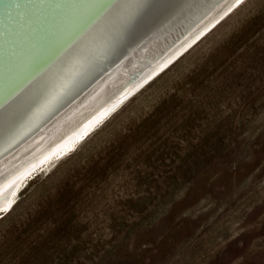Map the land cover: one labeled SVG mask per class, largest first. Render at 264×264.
<instances>
[{"label": "rangeland", "instance_id": "rangeland-1", "mask_svg": "<svg viewBox=\"0 0 264 264\" xmlns=\"http://www.w3.org/2000/svg\"><path fill=\"white\" fill-rule=\"evenodd\" d=\"M42 170L0 264H264V0Z\"/></svg>", "mask_w": 264, "mask_h": 264}, {"label": "water", "instance_id": "water-1", "mask_svg": "<svg viewBox=\"0 0 264 264\" xmlns=\"http://www.w3.org/2000/svg\"><path fill=\"white\" fill-rule=\"evenodd\" d=\"M242 1L0 0V188Z\"/></svg>", "mask_w": 264, "mask_h": 264}, {"label": "bare ground", "instance_id": "bare-ground-1", "mask_svg": "<svg viewBox=\"0 0 264 264\" xmlns=\"http://www.w3.org/2000/svg\"><path fill=\"white\" fill-rule=\"evenodd\" d=\"M247 0H243L240 4H238L231 12H229L220 22H218L215 26H211L208 32H204L199 37H201L198 41L195 39L192 43H190L187 47H185L182 51H180L177 55H175L172 59L178 56L174 61L175 63L182 58L187 52H189L194 46H196L200 41H202L206 36H208L217 26H219L227 17H229L236 9H238L244 2ZM203 35V36H202ZM197 41V42H195ZM195 42V43H194ZM194 43V44H193ZM193 44V45H192ZM192 45V46H191ZM170 59L167 63H165L162 67H160L157 71L163 69V67L168 64ZM173 61V62H174ZM171 63L172 66L175 63ZM166 67V69H168ZM156 71V72H157ZM154 72V73H156ZM165 71H161L159 75H156L155 79H157L161 74ZM153 73V74H154ZM152 74V75H153ZM150 75L149 77H151ZM148 77V78H149ZM146 78V79H148ZM145 79V80H146ZM155 79H151L148 83H146L142 88H140L134 95L130 96L126 101L124 99L130 95L137 87H139L145 80L135 86L133 89L128 91L118 100L113 102L99 114L94 116L84 125L79 127L77 130L72 132L70 135L65 137L63 140L59 141L58 143L54 144L53 146L49 147L45 151L41 152L30 161L22 165L18 168V171H14L15 175L11 174L5 183L0 188V215L6 214L10 212L18 202L20 194L22 193L23 189L25 188V184L31 181L35 176L40 175L43 173L42 168L64 157L68 156L72 152L76 151L77 148L82 145L93 133L99 130L114 114H116L121 107H123L129 100L135 97L138 93H140L143 89H145L149 84H151ZM124 101V102H122ZM122 103V104H121ZM32 178V179H31Z\"/></svg>", "mask_w": 264, "mask_h": 264}, {"label": "clouds", "instance_id": "clouds-1", "mask_svg": "<svg viewBox=\"0 0 264 264\" xmlns=\"http://www.w3.org/2000/svg\"><path fill=\"white\" fill-rule=\"evenodd\" d=\"M173 63H175V61H174ZM170 67H171V65H169V68H170ZM163 71H167V69H164ZM159 74H160V73H158V75H159ZM155 78H156V77H153V79H155ZM150 82H151V81H150ZM150 82H149V83H150ZM16 171H18V169H17ZM12 174L15 175V172H13ZM7 179H10V177H9V176H6V177H5V180L7 181Z\"/></svg>", "mask_w": 264, "mask_h": 264}]
</instances>
